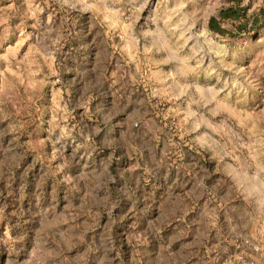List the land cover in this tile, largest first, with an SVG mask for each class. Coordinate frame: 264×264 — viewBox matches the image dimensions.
I'll use <instances>...</instances> for the list:
<instances>
[{
	"label": "rangeland",
	"instance_id": "obj_1",
	"mask_svg": "<svg viewBox=\"0 0 264 264\" xmlns=\"http://www.w3.org/2000/svg\"><path fill=\"white\" fill-rule=\"evenodd\" d=\"M230 2L0 0V264H264V20L214 37Z\"/></svg>",
	"mask_w": 264,
	"mask_h": 264
},
{
	"label": "trees",
	"instance_id": "obj_2",
	"mask_svg": "<svg viewBox=\"0 0 264 264\" xmlns=\"http://www.w3.org/2000/svg\"><path fill=\"white\" fill-rule=\"evenodd\" d=\"M230 4L220 9L215 16L209 17L207 29L214 37L234 39L237 36L257 30L264 20V9L260 8L255 13H248V4L245 0H230ZM224 23L230 24L234 34L223 27Z\"/></svg>",
	"mask_w": 264,
	"mask_h": 264
},
{
	"label": "crops",
	"instance_id": "obj_3",
	"mask_svg": "<svg viewBox=\"0 0 264 264\" xmlns=\"http://www.w3.org/2000/svg\"><path fill=\"white\" fill-rule=\"evenodd\" d=\"M248 13H249V10H248ZM254 13H255V12H254ZM213 16H215V15H213ZM223 27H224L225 29H227L228 32H231V33L234 34V29L230 26V24H228V23H224V24H223ZM224 39H227V38H224ZM44 50H45V52H46V49H44ZM15 82H16V83H21L20 80H15ZM18 85H19V84H18ZM7 88H8V86H6L5 81H4V78L0 76V100L3 99L4 94L7 92Z\"/></svg>",
	"mask_w": 264,
	"mask_h": 264
}]
</instances>
